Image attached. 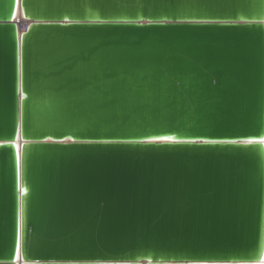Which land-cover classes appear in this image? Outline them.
I'll use <instances>...</instances> for the list:
<instances>
[{"label":"water","instance_id":"obj_1","mask_svg":"<svg viewBox=\"0 0 264 264\" xmlns=\"http://www.w3.org/2000/svg\"><path fill=\"white\" fill-rule=\"evenodd\" d=\"M261 137L264 0H0V264H264Z\"/></svg>","mask_w":264,"mask_h":264},{"label":"snow or ice","instance_id":"obj_2","mask_svg":"<svg viewBox=\"0 0 264 264\" xmlns=\"http://www.w3.org/2000/svg\"><path fill=\"white\" fill-rule=\"evenodd\" d=\"M171 137H162L158 141H152V142H171ZM205 143H209V141H205ZM211 143H216V141H211ZM222 143H231V144H239V145H252V144H260L264 145V137H261L259 140H253V139H244V140H238V141H224ZM23 192L24 190L21 189Z\"/></svg>","mask_w":264,"mask_h":264},{"label":"bare ground","instance_id":"obj_3","mask_svg":"<svg viewBox=\"0 0 264 264\" xmlns=\"http://www.w3.org/2000/svg\"><path fill=\"white\" fill-rule=\"evenodd\" d=\"M17 20H18V22L21 24V25H23L24 24V21H23V19L19 16V17H17Z\"/></svg>","mask_w":264,"mask_h":264}]
</instances>
